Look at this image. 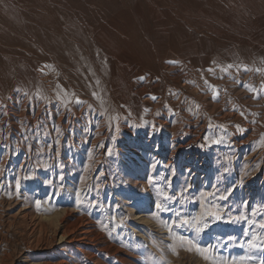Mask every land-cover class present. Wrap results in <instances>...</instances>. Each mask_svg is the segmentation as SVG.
Wrapping results in <instances>:
<instances>
[{
	"label": "rangeland",
	"instance_id": "374dc122",
	"mask_svg": "<svg viewBox=\"0 0 264 264\" xmlns=\"http://www.w3.org/2000/svg\"><path fill=\"white\" fill-rule=\"evenodd\" d=\"M262 224L264 0H0V264H262Z\"/></svg>",
	"mask_w": 264,
	"mask_h": 264
},
{
	"label": "snow or ice",
	"instance_id": "6c2138e0",
	"mask_svg": "<svg viewBox=\"0 0 264 264\" xmlns=\"http://www.w3.org/2000/svg\"><path fill=\"white\" fill-rule=\"evenodd\" d=\"M237 128H239V126H237ZM226 197H221V199H224ZM164 200H168L171 199V197H163ZM205 200L207 201V197L205 198ZM157 208L161 209V210H166L165 206L162 204H157L156 205ZM223 219V217L220 215L219 210L216 211H205L204 213H202L199 217H193L191 219H185L181 221L182 225H190L194 228L195 232L197 234L203 232L206 228L210 227V223L212 221H221ZM228 222H232L231 220ZM174 226V225H171ZM169 226V227H171ZM260 228L264 229V224L259 226ZM250 246L252 247H257V245H255L254 243L250 242ZM199 250V249H198ZM208 252L207 249L204 250V252L202 254H204V258L205 259H209L210 257L206 254ZM262 264H264V262H262Z\"/></svg>",
	"mask_w": 264,
	"mask_h": 264
},
{
	"label": "bare ground",
	"instance_id": "6f19581e",
	"mask_svg": "<svg viewBox=\"0 0 264 264\" xmlns=\"http://www.w3.org/2000/svg\"><path fill=\"white\" fill-rule=\"evenodd\" d=\"M190 77V76H189ZM49 218V220L51 221V222H55L56 223V221H57V215L56 214H54V215H52L51 217H48ZM83 230V229H82ZM81 238V237H80ZM77 240V239H76ZM79 240V239H78ZM82 240V239H81ZM79 246V245H78ZM77 248V247H76ZM78 249V248H77ZM80 251H82V250H80ZM50 263V262H49ZM42 264H48V263H42Z\"/></svg>",
	"mask_w": 264,
	"mask_h": 264
}]
</instances>
